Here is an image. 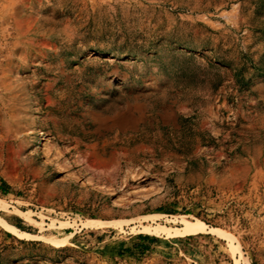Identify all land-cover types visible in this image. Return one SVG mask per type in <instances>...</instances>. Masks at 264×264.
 I'll return each instance as SVG.
<instances>
[{
  "label": "rangeland",
  "instance_id": "obj_1",
  "mask_svg": "<svg viewBox=\"0 0 264 264\" xmlns=\"http://www.w3.org/2000/svg\"><path fill=\"white\" fill-rule=\"evenodd\" d=\"M2 188L0 264H264V0H0Z\"/></svg>",
  "mask_w": 264,
  "mask_h": 264
},
{
  "label": "bare ground",
  "instance_id": "obj_2",
  "mask_svg": "<svg viewBox=\"0 0 264 264\" xmlns=\"http://www.w3.org/2000/svg\"><path fill=\"white\" fill-rule=\"evenodd\" d=\"M43 155L46 157L47 162L48 163H53V160L51 158V156L44 151ZM92 166H95L98 169H110V168H114L116 167V162L112 161H105L102 159H97L94 158L91 162ZM113 178V177H112ZM88 184H93V182L91 180H87ZM97 188L101 191L104 190L103 187H101L100 185H96ZM0 202H2V200L0 199ZM19 214L21 215H26L23 212H19ZM27 217V216H24ZM28 218V217H27ZM31 219V217H30ZM35 221V220H34ZM31 222V221H29ZM107 224H109V222L106 221H97V220H89L86 223V226H88V228H100V227H104ZM0 225L5 228L7 231H9L11 234H13L14 236H17L19 238H23L26 237L27 235L22 233L20 230H18L15 226L8 224L5 220H3L0 217ZM62 227V226H61ZM207 231V227L205 225H203L202 223H195V222H191V221H185L183 223V226L181 228H169L163 225H159V226H143L142 229L140 230V232L146 233V234H151V235H159L161 233H165L167 234V236H190V235H194V234H198V233H203ZM209 233L217 235V236H225L229 239H233L232 236L230 234H228L227 232L220 230V229H208ZM69 237L70 235H65V236H61V237H53V238H46V237H41L39 236V238L48 241L52 246H55L57 248H62L64 246H66L69 243ZM40 239V240H41ZM68 246V245H67ZM234 250L239 252L238 246L233 245ZM240 256H242V254L240 253Z\"/></svg>",
  "mask_w": 264,
  "mask_h": 264
},
{
  "label": "trees",
  "instance_id": "obj_3",
  "mask_svg": "<svg viewBox=\"0 0 264 264\" xmlns=\"http://www.w3.org/2000/svg\"><path fill=\"white\" fill-rule=\"evenodd\" d=\"M4 185V184H3ZM2 187H4V186H2ZM4 188H2V189H0V192L2 193V194H7V191L6 190H3Z\"/></svg>",
  "mask_w": 264,
  "mask_h": 264
}]
</instances>
